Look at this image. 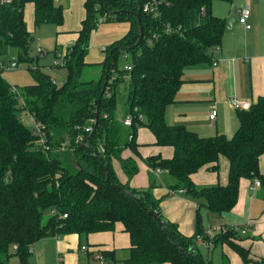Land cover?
Segmentation results:
<instances>
[{"label":"trees","instance_id":"obj_1","mask_svg":"<svg viewBox=\"0 0 264 264\" xmlns=\"http://www.w3.org/2000/svg\"><path fill=\"white\" fill-rule=\"evenodd\" d=\"M149 1L153 0H85L78 37L67 48L64 62L57 64L67 71L61 84L42 73L36 64L39 57L30 54L33 36L26 27L24 6L33 3L36 26L61 24L62 6L54 0L0 4V58L15 49L18 62L34 64L30 71L35 78L14 92L0 73V264H8L12 255L20 264H28L29 248L42 238L77 234L81 239L112 231L117 222L129 235L127 256L119 259L114 249L96 250L87 243L79 245L89 251L78 264H97L92 258L95 252L102 254L105 264H213L210 253L224 245L242 264H260L250 257V247L241 243L246 225L219 220L206 224L202 209L217 218L232 210L242 178L252 184L259 180L264 193L259 168L264 154V96L247 109L236 110L238 127L231 137L223 133L204 137L184 125L168 124L166 107L175 101L184 69L215 63L213 54L222 42L226 21L212 13L216 0H155L157 17L142 11ZM99 18L127 21L130 27L105 47L100 78L82 80L84 58ZM120 53L132 54L130 70L119 68ZM125 80L126 115L132 117L126 140L125 126L115 116L116 88ZM22 112L31 116L33 129L21 121ZM92 119H97L93 133L85 129ZM141 126L152 132L155 144L173 149L169 158L154 155L144 161L153 171L159 168L171 176L173 192H184L196 203L192 235H183L163 215L152 193L158 181L136 189L116 175L115 159L128 177L137 172L135 161L122 159L121 152L128 147L138 155L136 131ZM221 156L228 162L226 184L197 186L192 174L204 166L217 171ZM44 214H48L45 220ZM224 255L222 264H232Z\"/></svg>","mask_w":264,"mask_h":264},{"label":"crops","instance_id":"obj_2","mask_svg":"<svg viewBox=\"0 0 264 264\" xmlns=\"http://www.w3.org/2000/svg\"><path fill=\"white\" fill-rule=\"evenodd\" d=\"M84 2L85 0H54V4L61 5L63 9L61 24L53 23L56 25L53 48L55 57L66 52L78 37L81 22L85 17ZM27 6H30V9L29 7L26 9ZM242 8L249 10L247 22L250 27L240 28L238 25L241 24L236 23L231 31L224 32L219 49L213 54L215 64L213 62L198 64L184 69L183 83L176 93L175 101L166 107L165 118L168 124L184 125L204 137L218 133L231 137L238 127V119L236 110L229 105L228 99L237 97L254 102L259 96H264V0H232L231 2L216 0L211 7L212 13L224 18L225 21L230 16L239 18ZM27 10L28 12L32 10V16L26 18ZM24 20L27 30L31 33L39 26L34 24L32 2H27L24 6ZM129 27L127 21L98 23L90 37V45L84 58L85 66H99L101 75V64L105 58L102 48L123 37ZM38 47L41 49L40 46ZM212 110H215L216 114L210 119ZM123 118L118 120L121 122ZM136 143L138 155L126 147L121 152V158L133 159L137 165V172L127 178L119 160L115 159L113 167L117 177L122 183H128L136 189H145L153 180L158 181L159 184L153 187L152 193L159 199L163 215L176 223L183 235H192L196 203L184 192H173L169 187L173 181L171 176L163 171L155 173L144 161L154 155L169 158L173 149L170 146L155 144L152 132L144 126L138 127L136 131ZM259 168L264 174V154L260 156ZM206 170H208L207 166H204L198 170L199 172L192 174L191 178L197 186L226 184L228 162L222 159L218 161L217 171ZM202 213L206 224L219 220L228 225H246V234L243 235L241 243L250 247V257L264 261V193L260 186H254L250 180L242 178L238 200L232 210L223 213L220 218L213 214L209 215L203 210ZM51 237L56 239L54 251L57 259L61 258L65 264L82 262L83 257L75 249L76 243L80 245L77 234ZM87 243L96 250L114 249L116 256L117 249H126L130 245L129 235L123 230L120 222L115 224L112 231L88 234L85 244ZM220 248L225 252L227 246ZM232 254L235 255L232 264H242L241 259L235 253Z\"/></svg>","mask_w":264,"mask_h":264},{"label":"rangeland","instance_id":"obj_3","mask_svg":"<svg viewBox=\"0 0 264 264\" xmlns=\"http://www.w3.org/2000/svg\"><path fill=\"white\" fill-rule=\"evenodd\" d=\"M30 9V6H27L26 9ZM32 16V10L28 12L27 10V17ZM55 26L53 23L48 24H41L34 28V31L32 32L33 40L30 44L31 48V54L35 57L38 55H41V53L37 52L38 46L41 47L43 51L42 56H38V62L36 63L37 66L40 68L41 72L47 75H50V77L53 79V81L56 84H61L66 76L67 71L61 67V61L58 59V57H55L53 54V48L55 45ZM240 28L243 27V25H238ZM38 44V45H37ZM2 59L5 62L11 61L14 59L16 61L15 57V49L10 48L8 49L7 53L2 56ZM132 61V54L128 57H125V54L120 53L118 57L117 64L119 68H122L125 65H128ZM17 62V68H4L1 70L3 78L9 83L10 87L20 90L24 86L28 84H32L35 81V78L30 71V68L34 66V64H27L23 61H16ZM60 64V65H57ZM100 71L101 68L99 66H92L87 67L85 66L82 70L81 79L82 80H89L94 79L98 80L100 78ZM123 77V76H122ZM126 93H127V84L125 82H121L118 87L116 88V96H117V108L115 112V116L117 119L121 117L127 116V103H126ZM21 121L30 129H33L35 126L34 121L32 120L31 116L27 112H22L20 114ZM130 135V128H125L123 130V139L126 140ZM230 137V136H229ZM227 160L224 157H221L220 160ZM119 164L120 161H119ZM208 169V168H207ZM205 170V168H204ZM209 170V169H208ZM206 170V171H208ZM212 171V170H209ZM199 172V171H198ZM129 178V177H127ZM203 185H200L199 187H202ZM205 211L204 209H202ZM48 214H44L43 220L47 218ZM213 222V221H210ZM86 236H81L80 239V245L86 243ZM56 243V239L54 237H46L42 238L33 245H31L32 252H30V256L28 259V264H57V255L54 251V245ZM76 252L80 254L82 257L85 254L84 251H82L79 248V244L76 243ZM203 250V251H202ZM201 251L204 253L205 250L202 249ZM224 256L228 259L230 258V261L232 263V258L235 256L232 254L231 250L229 248H226L225 252L221 250L220 247L215 248L210 253V258L213 261V264H222V258ZM127 256V251L125 249H117V257L119 259H123ZM258 261L260 264H264V261L262 259L255 260ZM8 264H20L19 259L16 255H12L8 261Z\"/></svg>","mask_w":264,"mask_h":264},{"label":"built area","instance_id":"obj_4","mask_svg":"<svg viewBox=\"0 0 264 264\" xmlns=\"http://www.w3.org/2000/svg\"><path fill=\"white\" fill-rule=\"evenodd\" d=\"M12 0H0V4L1 5H5V4H9L11 3ZM157 6H158V2L153 0V1H149V2H146L143 4L142 6V11L145 12V13H152L154 17H157L159 15L158 11H157ZM201 11H203V8L201 9ZM248 16H249V10L248 8H242L240 10V16L238 18V23L242 24L244 28H249L250 25L248 24L247 22V19H248ZM103 22V19L102 18H99V21L98 23H101ZM168 31V29L166 30ZM102 50L104 51L105 48H102ZM37 52L39 53H42L41 49L38 47L37 48ZM64 54H57V57L58 59L61 61V63L64 62ZM38 56H41V55H38ZM125 57H128V55L126 54ZM17 61V60H16ZM14 59H12L11 61H8V62H5L2 57L0 58V73H1V70L4 69V68H7V69H10V68H17V62H16ZM215 64V63H214ZM124 68L126 70H130L131 69V65L128 64V65H125ZM124 79H128V75H125L124 76ZM112 80L109 79L108 81V84H111ZM12 91L14 92H17L18 89H15V88H12ZM228 103L229 105L235 109V110H241V109H247L248 107H250V104L251 102L248 101V100H243V99H239L237 97H230L228 99ZM216 114V111L215 110H212L209 117L210 119L214 118ZM141 118V116H140ZM95 122L94 119L91 120V123L85 127L86 131H89V132H92L93 130V123ZM121 123L124 125V126H131L132 124V117L131 115H127L125 116L122 120H121ZM36 127L37 129L39 128V125L36 124ZM161 171V169L159 168H156L155 169V173H159ZM253 185L254 186H259L260 185V182L259 180L255 179L253 181ZM66 214H63V217H65ZM235 229H237V227H233ZM241 232L242 233H246V227H244V229H241ZM80 249L84 252H88L89 250H87V247L86 245H82L80 247ZM29 251L32 252V249L29 248ZM92 258L96 261L97 264H105V259L104 257L102 256V254L100 252H95L92 254ZM57 264H65L61 258H58V261H57Z\"/></svg>","mask_w":264,"mask_h":264},{"label":"water","instance_id":"obj_5","mask_svg":"<svg viewBox=\"0 0 264 264\" xmlns=\"http://www.w3.org/2000/svg\"><path fill=\"white\" fill-rule=\"evenodd\" d=\"M236 23H238V18H236V17H232V16H230V17H228L227 19H226V27H225V32H229V31H231L232 30V26L234 25V24H236ZM138 38H137V41H136V43L140 40V36H141V27H140V25H139V27H138ZM105 86H106V81H104V83H103V86H102V88H101V91H100V97L103 95V92H104V90H105ZM99 97V98H100ZM100 100V99H99ZM96 111L98 112L99 111V109H98V107H97V109H96ZM96 123H95V125L97 124V119H96V121H95ZM93 131H95V128H94V130ZM93 131H92V133H93ZM91 133V134H92ZM150 214H152L151 212H149ZM160 224H162L161 222H160Z\"/></svg>","mask_w":264,"mask_h":264}]
</instances>
